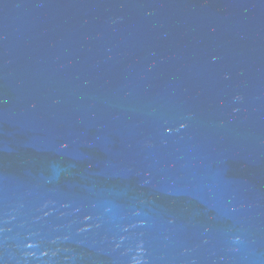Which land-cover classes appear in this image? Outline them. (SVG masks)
I'll return each instance as SVG.
<instances>
[{
	"label": "water",
	"instance_id": "1",
	"mask_svg": "<svg viewBox=\"0 0 264 264\" xmlns=\"http://www.w3.org/2000/svg\"><path fill=\"white\" fill-rule=\"evenodd\" d=\"M0 264H264V0H0Z\"/></svg>",
	"mask_w": 264,
	"mask_h": 264
}]
</instances>
